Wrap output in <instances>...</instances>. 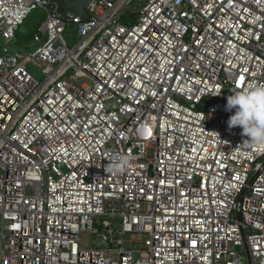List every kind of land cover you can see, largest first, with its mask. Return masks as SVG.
Wrapping results in <instances>:
<instances>
[{
    "label": "built area",
    "instance_id": "built-area-1",
    "mask_svg": "<svg viewBox=\"0 0 264 264\" xmlns=\"http://www.w3.org/2000/svg\"><path fill=\"white\" fill-rule=\"evenodd\" d=\"M36 9L37 46L13 51ZM89 12L0 0V264H264V148L225 111L234 90L264 86V0ZM120 155L131 168L112 176Z\"/></svg>",
    "mask_w": 264,
    "mask_h": 264
},
{
    "label": "clouds",
    "instance_id": "clouds-1",
    "mask_svg": "<svg viewBox=\"0 0 264 264\" xmlns=\"http://www.w3.org/2000/svg\"><path fill=\"white\" fill-rule=\"evenodd\" d=\"M225 111L234 113L227 120L229 130L240 127L251 146L264 148V86L253 85L234 90L227 96ZM131 164L132 158L127 155L114 156L105 171L119 176L128 171Z\"/></svg>",
    "mask_w": 264,
    "mask_h": 264
},
{
    "label": "rangeland",
    "instance_id": "rangeland-1",
    "mask_svg": "<svg viewBox=\"0 0 264 264\" xmlns=\"http://www.w3.org/2000/svg\"><path fill=\"white\" fill-rule=\"evenodd\" d=\"M140 5V3L138 1H131L129 6L128 7H125L123 9V13L124 15L131 12V9L129 7H138ZM37 11H42L44 12L42 9H36L34 10L32 13L34 12H37ZM45 13V12H44ZM135 14H133L131 20L134 21L135 19ZM44 17L42 18L41 22L43 21ZM19 31L20 32H24L25 31V28L24 26H20L19 27ZM32 37L31 36L30 38L28 39H22L21 41H18L17 40V37L14 41H12L10 43V48L13 50V51H18V52H29V51H32L36 46L37 44L34 43V41L32 40ZM66 40H67V43L68 45L71 46L72 44V41L75 40V37H74V29L71 27V29H68L67 30V34H66ZM26 70L27 72L38 82H40L42 79H43V74L41 73V71L36 67L34 66L33 64L31 63H27L26 64ZM89 82V79L87 78H80L78 80V83H88ZM149 156L151 157L152 156V151H149ZM98 220H96L97 222ZM130 238L132 239H135V240H138V239H143L144 238V235L141 234V233H138V232H134V233H128V234H125V239L126 240H130ZM88 241H89V235L87 233H83L82 234V245L83 246H88ZM135 244V243H134ZM135 246H137L135 244Z\"/></svg>",
    "mask_w": 264,
    "mask_h": 264
},
{
    "label": "water",
    "instance_id": "water-1",
    "mask_svg": "<svg viewBox=\"0 0 264 264\" xmlns=\"http://www.w3.org/2000/svg\"><path fill=\"white\" fill-rule=\"evenodd\" d=\"M55 5L56 13L64 20L78 17L83 21L90 19V4L94 0H51Z\"/></svg>",
    "mask_w": 264,
    "mask_h": 264
},
{
    "label": "trees",
    "instance_id": "trees-1",
    "mask_svg": "<svg viewBox=\"0 0 264 264\" xmlns=\"http://www.w3.org/2000/svg\"><path fill=\"white\" fill-rule=\"evenodd\" d=\"M133 14L134 13L131 11L125 14L123 17L127 20V19L132 18ZM43 17H45V13L42 11L41 12L37 11V12L29 14L22 24V26H24L25 28V31L20 32L18 30L16 32L17 40L21 41L22 39H28L31 36H33L34 33L37 31L39 25L41 24V20Z\"/></svg>",
    "mask_w": 264,
    "mask_h": 264
},
{
    "label": "snow or ice",
    "instance_id": "snow-or-ice-1",
    "mask_svg": "<svg viewBox=\"0 0 264 264\" xmlns=\"http://www.w3.org/2000/svg\"><path fill=\"white\" fill-rule=\"evenodd\" d=\"M240 79H244V77H240Z\"/></svg>",
    "mask_w": 264,
    "mask_h": 264
}]
</instances>
